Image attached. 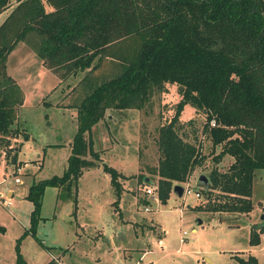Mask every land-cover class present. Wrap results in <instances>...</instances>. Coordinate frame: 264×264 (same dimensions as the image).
<instances>
[{
	"label": "trees",
	"instance_id": "1",
	"mask_svg": "<svg viewBox=\"0 0 264 264\" xmlns=\"http://www.w3.org/2000/svg\"><path fill=\"white\" fill-rule=\"evenodd\" d=\"M8 9L0 26L1 137L10 133L23 100L6 72L9 55L19 43L28 44L56 77L84 74L82 89L79 86L84 95L74 108L77 130L68 166L62 176L29 187L31 229L20 240L34 234L47 187L61 189L62 200L75 202L82 172L98 167L99 156L85 134L106 112L143 110L168 85L177 87L181 99L172 120L158 130V166L148 169L157 178L156 186L153 179L149 183L156 187L159 202L165 205L173 187L185 184L206 161L200 147L181 133L180 117L190 106L204 116L202 134L214 153L204 193L217 194L221 201L209 211L252 212L254 173L264 169V0H18L16 6L0 0V14ZM127 40L136 45L131 55L121 54L120 71L98 77L101 57L113 44ZM87 152L92 160L85 158ZM225 157L232 162L222 170ZM102 170L109 174L119 200L120 174L106 165ZM260 234L262 224L251 228V245L260 243ZM20 240L17 264H25ZM234 260L259 264L253 256ZM58 262L52 259L47 264Z\"/></svg>",
	"mask_w": 264,
	"mask_h": 264
},
{
	"label": "rangeland",
	"instance_id": "2",
	"mask_svg": "<svg viewBox=\"0 0 264 264\" xmlns=\"http://www.w3.org/2000/svg\"><path fill=\"white\" fill-rule=\"evenodd\" d=\"M17 1L10 0V4L16 6ZM8 11L0 15V26ZM135 45L132 40L113 44L100 59L98 77L120 71L121 54L131 55ZM10 55L6 72L19 86L23 100L10 133L0 135V169L10 176L22 168L23 185L0 186L2 196L6 197L8 189L13 192L11 206L0 202V227L4 229L0 231V264H17V241L31 229L33 204L26 199L29 187L62 176L68 166L77 130V112L72 109L84 95L79 88L84 74L56 77L25 43H19ZM166 88V92L154 94L143 110H108L85 134V141L99 156L98 167L82 172L75 202L62 200L61 189H45L34 234L28 233L19 242L25 264H47L64 252L63 264H234L241 256H253L264 264V234L258 245L250 244L251 228L263 223L264 169L254 173L249 215L209 211L221 200L217 194H205L198 178H207L214 167V153L202 134L204 116L190 106L181 114V133L200 147L206 161L182 186L190 185L193 192H200V198L194 193L178 198L172 192L163 205L157 194L153 199L146 196L141 177L153 179L156 186L148 169L156 168L160 159L158 130L172 120L181 99L176 86ZM85 158L92 160L89 152ZM231 162L232 158L225 157L220 169L226 170ZM103 165L128 176L120 174L122 193L123 181L129 189L121 206ZM118 219L129 220L128 229Z\"/></svg>",
	"mask_w": 264,
	"mask_h": 264
},
{
	"label": "built area",
	"instance_id": "3",
	"mask_svg": "<svg viewBox=\"0 0 264 264\" xmlns=\"http://www.w3.org/2000/svg\"><path fill=\"white\" fill-rule=\"evenodd\" d=\"M210 126L215 127V122L211 121ZM21 173H22V168H17L16 171L14 170V172L10 176H6L4 170L0 169V186L6 185V187H8V186H11L13 184L18 185V186L23 185V181L21 180V176H22ZM8 190H9L8 192H11V193H9L11 196L13 194V192L10 189H8ZM144 191H145L146 196H148L152 199L155 198L156 191H155V188L153 186H146ZM193 193H194V196L196 198H198V199L200 198V192H197V191L193 192L190 188V185H187L184 187L183 196L184 195H191ZM11 198L12 197L9 198L8 193H7L6 197L2 196L0 194V202H2V204H4L5 206H11L12 205ZM145 211L148 212L149 209L146 208Z\"/></svg>",
	"mask_w": 264,
	"mask_h": 264
},
{
	"label": "crops",
	"instance_id": "4",
	"mask_svg": "<svg viewBox=\"0 0 264 264\" xmlns=\"http://www.w3.org/2000/svg\"><path fill=\"white\" fill-rule=\"evenodd\" d=\"M8 11V10H7ZM7 11H5V12H7ZM9 11H11V10H9ZM8 11V12H9ZM4 12V13H5ZM3 14V13H2ZM1 15V14H0ZM17 48V47H16ZM15 48V49H16ZM15 51V50H14ZM13 53V52H12ZM11 57V55H9V58ZM9 58H8V61H9ZM58 107V106H57ZM62 108H65V107H62ZM72 110H75V109H72ZM77 115V114H76ZM25 141H27V140H25ZM120 174H122V173H120ZM123 175V174H122ZM124 177H126V178H128V176H126V175H123ZM157 179V178H156ZM146 180H149L148 178H146ZM129 181L130 180H128V183H129ZM123 193H122V195H121V197H120V200H119V204H120V206H121V204L122 203H124V200H125V196H127V193L129 192V189L127 188V181H123ZM146 186H150V183H146V185H145V187ZM9 193H11V192H8V195H10ZM12 197H13V194H12ZM118 207H119V205H118ZM120 211H121V208L119 207L118 208ZM120 211H118V213H120ZM253 211V210H252ZM250 214V213H249ZM248 214V215H249ZM121 219V218H120ZM119 220V219H118ZM119 223L121 224V226L122 227H125L126 229H128V227H129V220H124V219H122V221L121 220H119ZM252 227V226H251ZM118 230H119V228H117ZM122 232H119V236H122ZM263 239H264V236L262 237ZM66 250V249H65ZM61 252H63V249H61ZM67 254L66 253H64V254H61V256L59 257L58 256V260H59V263H61V264H63V262H62V257H64V256H66ZM239 255V254H238ZM237 255V256H238ZM242 258H245L246 259V257L245 256H241ZM247 257H249V256H247ZM137 264V263H136Z\"/></svg>",
	"mask_w": 264,
	"mask_h": 264
},
{
	"label": "water",
	"instance_id": "5",
	"mask_svg": "<svg viewBox=\"0 0 264 264\" xmlns=\"http://www.w3.org/2000/svg\"><path fill=\"white\" fill-rule=\"evenodd\" d=\"M145 183H149V180L146 178L143 180ZM198 182L202 183L204 186L207 184L208 180L205 176H199ZM172 192L178 197H183L184 187L182 185H176L173 187ZM261 221H263L262 225L264 226V216H262Z\"/></svg>",
	"mask_w": 264,
	"mask_h": 264
}]
</instances>
